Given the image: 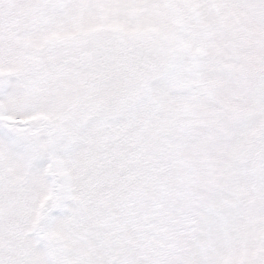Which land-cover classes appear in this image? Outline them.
Instances as JSON below:
<instances>
[{
    "label": "snow or ice",
    "instance_id": "6c2138e0",
    "mask_svg": "<svg viewBox=\"0 0 264 264\" xmlns=\"http://www.w3.org/2000/svg\"><path fill=\"white\" fill-rule=\"evenodd\" d=\"M0 264H264V0H0Z\"/></svg>",
    "mask_w": 264,
    "mask_h": 264
}]
</instances>
